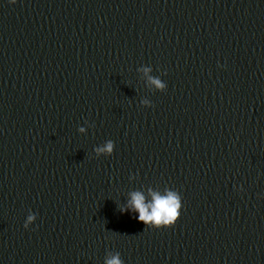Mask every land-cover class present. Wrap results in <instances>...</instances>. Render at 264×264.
I'll return each instance as SVG.
<instances>
[{
  "label": "water",
  "instance_id": "1",
  "mask_svg": "<svg viewBox=\"0 0 264 264\" xmlns=\"http://www.w3.org/2000/svg\"><path fill=\"white\" fill-rule=\"evenodd\" d=\"M116 254L264 264V0H0V264Z\"/></svg>",
  "mask_w": 264,
  "mask_h": 264
},
{
  "label": "clouds",
  "instance_id": "2",
  "mask_svg": "<svg viewBox=\"0 0 264 264\" xmlns=\"http://www.w3.org/2000/svg\"><path fill=\"white\" fill-rule=\"evenodd\" d=\"M10 2L15 4L16 0H10ZM152 83L162 87L158 80H153ZM100 151L111 153L112 144H107ZM131 206L138 213L139 222H142L145 226L153 225L155 229H161L171 228L175 225L179 219L182 204L178 196L169 192L164 197L154 196L153 203L146 206L143 197L136 193L132 197ZM121 211L125 210L122 209ZM28 219L31 222L32 217L30 216ZM105 264H122L119 254L106 259Z\"/></svg>",
  "mask_w": 264,
  "mask_h": 264
}]
</instances>
